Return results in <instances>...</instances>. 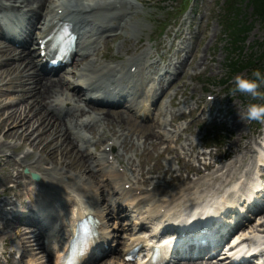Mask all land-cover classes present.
Wrapping results in <instances>:
<instances>
[{"label":"bare ground","instance_id":"6f19581e","mask_svg":"<svg viewBox=\"0 0 264 264\" xmlns=\"http://www.w3.org/2000/svg\"><path fill=\"white\" fill-rule=\"evenodd\" d=\"M146 4L149 3L137 4L133 0H0V92L6 90L13 97L5 105L0 100V156L7 151V143L19 142L14 149L25 154L24 157L5 155L7 163H12L14 170L29 168L39 180L41 175L45 196L50 195L60 207H74L73 217L66 224L70 234L55 264H59L76 225L83 218H92L95 234L76 264H92L113 254H117V260L110 264H120V257L123 264H144L141 255L154 238L151 232L158 224L169 228L177 213L227 203L233 196L237 203L242 199L243 193L239 195L233 188L228 194L226 187L235 183L238 174L243 175L244 181L249 179L248 170H240L253 160L250 153L257 138L248 136L233 106H220L215 114L222 117L224 124L229 120L234 132L222 152H199L198 136L193 134L191 124L176 123L185 117V109L190 114L198 106L197 100L188 104L190 96L186 91L190 84L185 78L196 76L198 69L207 66V60L197 51L208 37L206 28L199 29L191 17L185 18L186 24L181 23L173 39L166 40L167 50L155 58L157 47L153 50L141 39L146 27L142 21L148 20L142 8ZM64 23L71 26L76 36L74 48L57 70H44L43 60L52 53L55 33L48 37ZM192 25L196 26L193 33L189 30ZM118 40V50L112 53V44ZM61 72L67 76L57 74ZM178 93L182 99L175 101ZM210 110L208 113L212 114ZM205 114L201 109L198 124ZM135 118H146L151 123L142 125ZM101 129L103 132L97 134ZM260 136L264 140V132ZM104 142L106 146L97 152ZM140 143L143 148L138 150ZM161 145L164 146L160 149ZM26 148H32L34 155L24 151ZM146 148L160 150L154 157ZM151 159L154 165H149ZM190 162L204 163L209 173L204 174ZM176 172L178 175H174ZM7 179L13 187L3 193H11L16 201H21L23 186L19 171ZM11 196L0 201L3 218L10 215L7 207L14 205ZM256 200L252 206L247 205L244 215L233 211L231 204L216 213L224 220L226 229H239L233 238L241 246L253 243L260 246L256 256L249 259L261 258L264 252V224L259 229L251 228L255 229L252 234L247 233L253 216L264 210V195ZM20 205L12 208L7 229L15 233L22 257L25 251L39 249L38 240L43 235L42 227L50 220L51 209L46 212L40 201L33 207H23L22 202ZM120 216L135 219L134 226L120 228L118 222L111 226V219L119 221ZM260 217L264 218V213ZM137 222L139 227L135 226ZM48 223V242L41 244L53 251L60 238L55 225ZM26 225L38 227L35 237L29 234ZM4 227L5 224L0 225ZM118 230L129 232V236ZM219 230L211 228L200 238L217 241ZM108 242L112 244L100 257L88 260ZM134 248H138L137 262L125 260ZM179 253L176 250L174 256L179 258ZM219 255L218 249L211 256L204 252L202 256L178 259L172 264L229 263L228 257L222 261L223 256Z\"/></svg>","mask_w":264,"mask_h":264},{"label":"rangeland","instance_id":"374dc122","mask_svg":"<svg viewBox=\"0 0 264 264\" xmlns=\"http://www.w3.org/2000/svg\"><path fill=\"white\" fill-rule=\"evenodd\" d=\"M133 1H135V3L137 4L139 2L149 3L142 7L143 11H145L148 14V20L142 21L144 25L146 24V27L144 28L145 30L141 36V39L146 46L151 45L153 50H155V48L157 47L155 58L158 56V54H162L164 51L167 50L166 40L169 41V39L170 40L173 39L174 31L180 27L181 23H184L185 18L191 17V19H193L194 22H197L199 24V29L206 28L205 30H206L208 37L207 39H205L199 44L197 51L199 54H202L203 57L207 60L206 61L207 66L206 67L203 66L201 69H198V71L195 72L196 76L191 77L190 79L185 78L187 82L190 84V86H188V89L186 91V94L190 96V98L187 99L188 104H192L194 103L195 100H197L198 106L195 112H192L190 114H188L189 109H185L186 118L185 117L181 118L177 120L176 123L181 124L183 126L187 124H191L190 127L193 131V134L197 133L196 136H198L196 138H198L199 140L197 142L198 143L197 150L199 152H202V153L206 151L207 152L209 151L222 152V150L226 149L229 143L231 142V136L234 134V132H231L229 120L227 124H224L222 122V117L220 116L215 117V114L218 113V107L220 106L226 107V105L228 107L233 106V111L238 112V115H239V111L243 113L248 103H264V101H259V100L252 101L250 98L241 96L239 94L236 95L235 97L230 96L229 87L231 86L232 79L228 82L229 84L225 86L221 84L222 81L228 80L227 79L228 75H227V70H226L228 61L231 60L232 58L239 59V60L246 59L249 54L256 51L255 44L264 40V29L261 26V24L258 22V20H256V18L252 16L251 8L248 6V1L247 0H133ZM230 2L232 3V5L234 4L235 8H238L240 10L241 12L240 16L241 18L244 17L245 25L250 26V30L246 34V38L241 44L240 55L237 52L229 53V50H228V46H229L228 44H229L230 38L228 36V32L226 31L224 24L226 23L225 21L228 18H235V16L233 17L234 12L228 13ZM181 10H183L182 13H181ZM184 24H186V22ZM195 28L196 26L194 25L190 26L189 27L190 32L193 33L195 31ZM164 42L165 44L162 47V43ZM208 42L210 45L206 47V44ZM119 43L120 41L118 40L112 44V48H111L112 53L117 52ZM58 72H60V70ZM57 74L59 76H67L66 72H61ZM237 74H243L245 76H250L246 70H242L241 72H238L235 75ZM261 90L264 91V89H261ZM3 94H5L4 95L5 97L3 96ZM0 96L2 97L0 99L2 102V105H5L8 102L13 100V97L11 96L9 97V92L6 90H3L2 92H0ZM180 99H182L181 94L178 93L175 97V101H178ZM163 100H166V98H164ZM201 109H204L206 114H205V118H203V122L198 124L197 121L200 118ZM209 109H211L210 112H212V114L208 113ZM144 119L135 118V120L138 123H141L142 125H148L151 123L149 119L148 120H144ZM170 119L171 118L167 116V120L170 121ZM241 121L243 122L245 131H248V136L252 135L257 138V144L253 146V151L250 153L253 160L252 161L250 160L251 162L250 161L248 162V167H245V168L242 167L240 170V172L241 171L246 172L248 170L249 179L246 180L244 183H249L250 181L257 179L256 174L258 173V171L254 170L255 168H257V164H262V163L264 164V155H263V162L262 161L261 163L259 161L254 162L257 159L262 158L260 143L262 141L261 138H263V136L259 137V134L261 132H264V123H260L257 121H247V120H241ZM102 132H103L102 129L97 130V134H101ZM246 137L247 136H245V138ZM0 140H1V136H0ZM14 142L12 141V142L7 143L6 144V146H8L7 151L1 154L0 156V201L5 200L4 199L5 196H8V197L11 196L10 195L11 193L7 194V192L5 193L3 192L6 189L13 187L12 183L8 181L7 176L15 175L16 170L19 171L21 175L20 183L23 186L21 188L22 196L20 199L21 201H16L15 197L11 196V199H12L11 202L14 203V205H11V207H7V211L8 213H10V215L8 214V216L6 215V217L3 218V216L0 214V217H1L0 225L5 224L4 228H0V232L2 231L1 232L2 234L0 233V238H3V239H0V264H45V263L55 264V258L56 256L60 254L59 252L62 250L61 243L66 238H68L69 228L65 227V225L69 222V217L70 216L73 217L74 207L72 205L67 208L60 207L61 204L59 205L57 203L52 202L50 195L47 196L48 195L47 194L45 196L44 193H47V192L45 188L41 186L40 184L43 180L41 175H40V180L37 182H34L30 178L31 173H30L29 168L22 167V168H19V169L17 168L16 170H14L12 163H7V157L5 155H11V156L18 155V158L24 157L25 155L23 153H20L18 149H14L19 143L16 141ZM109 143L110 142H108V144ZM106 144L107 143L104 142L101 145H99L96 151L100 152V149L102 147H105ZM169 144L173 145V143H169ZM142 146L143 145L141 143L138 144L137 149L141 150L143 148ZM162 146L164 145H161L160 149L163 148ZM91 149L92 151L95 152V148L93 146L91 147ZM146 149H148L149 153L154 157L157 155L156 153H158V151L160 150V149L152 150L151 148H146ZM24 151L29 152L32 155H34L32 148H26L24 149ZM137 152L138 154L140 153V151H137ZM133 156L135 157V155ZM224 163H225V160H224ZM193 164H195L197 168L201 169L204 174L209 173V171L206 170L204 163L202 164H197L196 162L189 163V165H193ZM149 165H154V161H152V159L150 160ZM25 170H27L28 173H25L24 172ZM262 172L264 173V167L260 169L259 173L263 174ZM174 175H178V172H176ZM184 175L186 174L184 173ZM239 176L240 175L238 174L237 177ZM194 178L197 179L198 177H194ZM167 179L169 180L170 177L168 176ZM28 183L32 185H27ZM38 185L40 186L38 187ZM35 187L37 189H35ZM228 187H226L227 192L229 191ZM146 188L149 189L150 187H146ZM33 189H35L36 191ZM38 200L40 201L42 205H44V208H46V212L47 210L51 209V211L48 212V217L50 218L49 221H51V223L55 225V233L58 234L60 239L59 241H56L57 246L55 250L53 251H50L49 249H47L45 243L41 244L42 241L48 242L47 235L49 233H47L48 231L47 229L49 228L48 227L49 221H47L45 223L46 228L42 230L43 235L38 240L39 241L38 246H40L39 249L37 250L36 248H34L33 252L25 251L24 255L21 257V254H22L21 245L19 244L18 239H16V235H14L15 233L7 229L8 224H10L9 220L11 221L10 217L12 214V208H14V206L16 207L20 205V202L23 203V207L24 206L33 207L32 205L39 202ZM0 211H1V206H0ZM17 211L22 214L26 213L25 211L21 209H17ZM262 213H264V210L260 212L259 214L254 215L252 220L248 223V225L251 226L250 229H248L247 231L248 235L252 234L255 231V229H251V228L259 229L260 226L264 224V218L260 217ZM36 214L38 216V210L36 211ZM40 215L42 218L43 215L42 214ZM61 217L65 218V221H63ZM134 220L135 219L133 218L128 219V217L120 216L119 221L117 219L112 218L110 224L111 226H113L112 224L115 225V223L118 222L121 228L122 226H125L124 223L128 224V226H132L131 224L134 222ZM33 226L34 225H26L25 228L29 230V234H31L32 237H35L38 232V231L36 232V230H38V227H36L35 229ZM136 227H139V226L136 225ZM118 231L120 232V230ZM139 231H142V229H140ZM120 234H123V235L127 234V236H129V232L122 231V233L120 232ZM113 245L116 246L115 242L113 243ZM36 246L37 244H35V247ZM119 247L120 245L118 246V248ZM10 255H12L13 258H11ZM119 259H120L119 263L123 264V260L121 262V257ZM113 260H117V254H113L111 256L103 258L102 260L96 261L94 263L91 262V263L100 264L101 262H105L104 264H110V262H112ZM130 264H134V263H130Z\"/></svg>","mask_w":264,"mask_h":264},{"label":"trees","instance_id":"16d2710c","mask_svg":"<svg viewBox=\"0 0 264 264\" xmlns=\"http://www.w3.org/2000/svg\"><path fill=\"white\" fill-rule=\"evenodd\" d=\"M248 6L251 8L252 16L258 20L261 26L264 29V0H247ZM185 10V8H184ZM183 10H181L182 12ZM233 13V17L235 18H228L224 24L226 31L228 32L229 36V46L228 50L230 52H237L240 55L241 51V44L246 38V34L250 30L249 25H245L244 17L241 18L240 10L235 8L234 4L229 3V10L228 13ZM255 52H252L247 56L244 60L239 59H231L227 63V79L222 81V85L229 84L228 82L232 79V77L242 70H246L249 75L255 69H260L264 72V40L255 44ZM229 86V85H228ZM227 86V87H228ZM231 88V86L229 87Z\"/></svg>","mask_w":264,"mask_h":264},{"label":"clouds","instance_id":"9594fccd","mask_svg":"<svg viewBox=\"0 0 264 264\" xmlns=\"http://www.w3.org/2000/svg\"><path fill=\"white\" fill-rule=\"evenodd\" d=\"M264 72L255 69L250 76L237 74L232 78L229 95H241L252 101H264ZM241 120L264 123V103H248L243 113L239 111Z\"/></svg>","mask_w":264,"mask_h":264},{"label":"water","instance_id":"95a60500","mask_svg":"<svg viewBox=\"0 0 264 264\" xmlns=\"http://www.w3.org/2000/svg\"><path fill=\"white\" fill-rule=\"evenodd\" d=\"M31 179L34 180V181H38L39 180V176L37 174H31Z\"/></svg>","mask_w":264,"mask_h":264}]
</instances>
